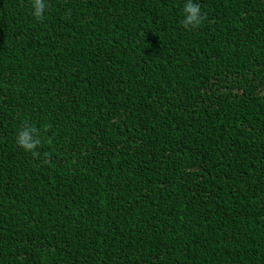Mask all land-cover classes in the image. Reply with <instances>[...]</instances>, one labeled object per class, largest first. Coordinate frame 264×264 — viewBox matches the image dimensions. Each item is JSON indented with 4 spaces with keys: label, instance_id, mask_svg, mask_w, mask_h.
<instances>
[{
    "label": "trees",
    "instance_id": "trees-1",
    "mask_svg": "<svg viewBox=\"0 0 264 264\" xmlns=\"http://www.w3.org/2000/svg\"><path fill=\"white\" fill-rule=\"evenodd\" d=\"M186 2L0 0V264H264V0Z\"/></svg>",
    "mask_w": 264,
    "mask_h": 264
},
{
    "label": "clouds",
    "instance_id": "clouds-1",
    "mask_svg": "<svg viewBox=\"0 0 264 264\" xmlns=\"http://www.w3.org/2000/svg\"><path fill=\"white\" fill-rule=\"evenodd\" d=\"M32 8L34 18L37 21H42L47 8L45 0H32ZM183 13L182 25L189 30L200 27L206 19L205 14L201 11L200 4L195 3L194 0H187L183 7ZM41 143L38 129L25 121L17 133L16 144L25 152H31L34 157H38L39 152L37 149Z\"/></svg>",
    "mask_w": 264,
    "mask_h": 264
}]
</instances>
